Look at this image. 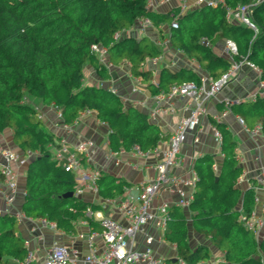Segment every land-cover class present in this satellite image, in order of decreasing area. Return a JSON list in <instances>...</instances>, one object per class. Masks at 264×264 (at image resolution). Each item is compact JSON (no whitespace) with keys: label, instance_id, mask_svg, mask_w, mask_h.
<instances>
[{"label":"trees","instance_id":"trees-1","mask_svg":"<svg viewBox=\"0 0 264 264\" xmlns=\"http://www.w3.org/2000/svg\"><path fill=\"white\" fill-rule=\"evenodd\" d=\"M217 7L202 6L181 15L180 8L159 14L147 8L148 0H0V134L13 130V144L23 152H38L28 166L22 204L24 213L34 219H46L67 234L77 231L75 222L85 219L88 209L101 207L78 198L64 197L75 192V175L53 160L50 133L33 104L54 106L62 111L66 123H74L85 110H92L109 128V147L113 151L154 150L165 137L149 116L102 86L85 84V67L92 66L102 79L109 71L92 53L94 44L109 50L111 62L127 61L131 72L149 83L152 94L168 92L172 86L198 81L199 75L188 69L164 68L157 82L151 71L142 69L147 59L159 57L162 49L147 37L114 35L135 26L138 19L149 18L162 26L179 23L170 42L183 51L213 79H220L231 67L227 57L214 48L222 40L238 47L236 61L247 60L261 70L264 81V0H223ZM254 4L253 20L259 33L230 22L227 7ZM207 39L209 44H203ZM33 101V104L30 102ZM223 109V106H220ZM232 112L248 127L261 125L264 137V96L234 105ZM221 132L222 165L214 169L216 159L198 157L194 168L199 181L189 207L173 206L165 234L166 242L176 245L177 256L166 264H264V234L246 226L255 207V188L238 186L244 167L237 156V142L223 122H213ZM257 186V182L253 181ZM99 196L115 199L132 185L121 177L103 172L98 180ZM194 231L209 243L191 245L190 223ZM95 226V225H94ZM29 249L20 235L14 215L0 217V264L26 259ZM222 256L219 259L216 254Z\"/></svg>","mask_w":264,"mask_h":264},{"label":"built area","instance_id":"built-area-1","mask_svg":"<svg viewBox=\"0 0 264 264\" xmlns=\"http://www.w3.org/2000/svg\"><path fill=\"white\" fill-rule=\"evenodd\" d=\"M180 3L181 15L191 11L192 7L187 3V0H180ZM220 4L225 5L223 0H196L193 4V9L202 6L217 7ZM253 6L254 4L227 7L226 16L230 22L247 26L257 35L259 28L253 20ZM147 8L150 11L154 9V0H148ZM135 26L145 29L152 26V21L147 17H142L138 19ZM171 28H179L177 20L172 22ZM131 30L133 28L116 33L114 35L115 40L119 41L123 37H130ZM202 43L209 44V41L202 39ZM91 51L104 67L108 70L113 69L114 64L110 60L107 47L101 44H94L91 47ZM223 53L228 57L231 67L220 79L215 80L206 75L199 76V82L190 81L177 84L172 86L168 92H162L156 96L155 107L150 108L149 111V115L155 119L164 114H176L175 101L178 99H186L188 103L190 115L180 117L175 130L168 139L149 152H142L138 147H134L131 151L124 149L113 151L110 149L108 152V157L118 160L131 152H134L135 156L141 159H153L154 162L149 164V167L155 171V178L151 181L143 182L137 187L135 194L129 188L125 191V198L106 199L115 207L116 211L120 214V218L104 217L100 212L88 209L87 216L95 221L97 220L100 223L102 231L101 233L94 232L89 236V254L83 259H80L76 250H72L64 244L55 243L48 247L44 264H79L80 261H83V264H166L169 257L156 254L150 247L156 242L162 243L166 241L165 234L170 220V209L173 206L189 209L194 200V191L199 181V176L194 166L187 175H177L174 173V169L179 167L183 161L182 148L188 136L199 130L203 117L207 115V104L218 98L219 94L244 66L255 70L260 77V91L253 98L255 99L257 95L264 96V81L261 79V70L254 63L247 60H235V57L238 55L236 43L232 40H225ZM148 61L157 66L159 58H151ZM110 90L118 95L117 89L112 88ZM133 91H137V89L133 88ZM118 96L124 103V97ZM127 100L130 104L135 103L130 99ZM243 101L245 100L223 99L221 102L223 109L214 118V122H223V119L232 112V107L241 104ZM52 107L56 112L55 127L62 133L59 138H56V144L50 145L53 160L61 165L65 171L75 175L76 185L74 194L76 196L82 195L86 189L99 195L98 180L102 172L99 169L91 170L86 168L92 162L96 149L95 143L84 139L76 144H71L68 140V135L74 133L75 128L82 120L91 118L93 115H97V113L87 109L80 114L74 123L69 124L64 121L62 111L54 106ZM37 110L39 111L38 108ZM40 118L44 120L42 113H40ZM237 119L243 130L252 138L258 137L261 134L262 128L260 124L250 128L243 118L238 116ZM96 121L97 124L107 126L97 116ZM211 128L218 144L221 146L223 139L221 132L214 124L211 125ZM196 141L198 140L196 139ZM37 155L38 152H23L20 149H12L2 137L0 138V199L3 201V205L0 206V217L4 214H11L19 222L31 220L24 213L22 205L19 209L16 204L20 197L22 200L21 204H23L27 194L25 188L22 189L20 187V170L35 159ZM214 169L217 170L218 167L214 165ZM255 180L258 183L256 189L261 190L264 194V172L258 173ZM164 193L176 194L178 199L172 204L170 201L161 199ZM156 199H161V202L155 206ZM255 202H261L260 196L256 195ZM262 206L261 215L253 212L251 218H244L246 226L257 233H260L264 227V201ZM39 222L43 226L57 229L55 223L49 222L46 219H40ZM149 229H152L154 233H150ZM140 235L143 237L141 244L147 245V248L140 247V243L138 242ZM81 237L84 238L85 235L82 234ZM97 237L103 240L104 249L102 252H97L94 246ZM28 244L26 242L27 247ZM16 263L36 264L34 263L33 252L29 250L26 259L16 261ZM179 263L184 264V261L179 260Z\"/></svg>","mask_w":264,"mask_h":264},{"label":"crops","instance_id":"crops-1","mask_svg":"<svg viewBox=\"0 0 264 264\" xmlns=\"http://www.w3.org/2000/svg\"><path fill=\"white\" fill-rule=\"evenodd\" d=\"M195 1L196 0H187V3L190 5V7H192L191 10H193V4ZM180 5V0H154V9L152 11L155 13L164 14L175 8H179ZM132 28L133 30H131L132 32L130 37H135L137 33L139 34L142 32L143 36L139 34L137 35V38H135L141 39L143 37H147L150 41L156 43L162 49V54L158 57L159 63L157 66L153 65L151 61L147 62L149 59H147L142 66L143 70L151 71L153 77L152 82L158 81L161 71L164 68L170 69L172 71L188 69L194 71L199 76H210L206 71L203 70L196 60L188 57L183 51L174 49L171 46L170 36L173 30L171 28V24L163 25L162 31L156 28L153 23L151 27L145 29L137 26ZM224 42L225 40L220 41L214 48L216 49L217 53L220 54V56L227 57L223 53ZM113 64V69L108 70L110 74V79L108 80L100 78L95 69L92 66L87 65L85 67V84L96 86L99 85L106 87L109 90L112 88L117 89L118 95L124 97V104L127 107L134 106L135 108L145 112L149 116L150 121L157 124L163 135L168 139L175 130L180 117L190 115L187 100L178 99L175 101V107L177 108L176 114H164L160 115L156 119L152 118L149 115V111L150 108L155 107V100L158 94H152L148 87L149 83L144 82L141 77H136L132 74L129 62L122 61L120 64ZM253 74L258 76V82L254 81V79L251 82L249 77L246 79L247 75L251 77ZM249 82H251V84H249ZM259 82L260 77L258 73L250 67L244 66L235 76V78L229 83V85L225 87L224 90L219 94L218 98L216 100L210 101L207 104V115L203 117L199 130L195 133H191L183 145V161L179 167L174 169L175 174L187 175L194 166L196 159L206 154H210L215 157V165L218 167L217 170L220 169L223 161V155L211 125L214 122V118L222 111V108H220V106H223L221 102L226 98L243 99L247 101L249 98L259 93ZM133 88H136L137 91H133ZM127 99H130L135 103L130 104ZM40 111L43 112V121L45 126H47V128L50 130V133H52L56 138H59L62 133H60L61 131H58V129L55 127V109L52 106H45L41 104ZM96 116L97 115H93L91 118L82 120L75 128L74 133L68 135V140L71 144H76L80 140L84 139L93 141L96 145V149L93 154L91 164L87 165L86 168L91 170L99 169L102 173L106 172L123 178L132 185L130 191L132 193L134 192L135 194L137 187H139L143 182L151 181L155 178V171L149 167V164L153 163L154 161L151 158H138L135 156L134 152H131L119 160L108 157L107 154L110 151L108 141L109 128L107 126L97 124ZM237 117V115L231 112L226 118L223 119V123H225L232 132L233 137L238 144L236 150L237 156L240 164L244 167V174L240 177L238 186L242 190H246L250 187L255 188L256 195L260 196L261 202H255L253 212L261 215L264 194L261 190L256 189L257 186L253 184V181H256L255 177L258 175V173L264 172V137L259 135L258 137L252 138L243 130ZM196 139L198 141H196ZM16 148L19 149L18 147ZM28 166L29 163L20 170V187L22 189L25 188ZM125 194L126 193H124L122 196H119V198H125ZM78 198L100 206L101 209L95 212H100L104 217H112L115 219L120 218V214L116 211L115 207L108 202V200L94 194L89 189H86V191H84V193ZM161 199L170 201L173 204V202L178 199V196L173 193H164ZM161 199H156L154 205L156 206L158 203H160ZM21 203L22 200L20 197L16 204L19 209L21 208ZM2 205L3 201L0 199V206ZM184 211L187 217L190 219L192 214L190 210L184 209ZM30 218L31 220L19 222V229L20 235L26 242L29 243L28 249L33 252L34 263L36 264H44L48 247L55 243L64 244L70 247L72 250H76L80 256V259H83L89 254V236L94 232L101 233L102 231L100 223L88 216L85 219L75 222L77 231L72 234H67L49 226H43L39 222L40 219H34L32 217ZM189 224L190 233L193 236H197L200 239L205 240L199 243H209L203 236H200L194 231L191 226V222ZM262 230L264 234V227ZM149 231L150 233H154L152 229H149ZM82 234L85 235L84 238L81 237ZM142 241L143 237L140 235L138 239L140 247L147 248V245L143 243L141 244ZM94 246L96 247L97 252H102L104 249L103 240L100 237H97L95 239ZM150 248H152L158 255L167 256L169 258H175L177 256L175 245L166 241L162 243L156 242ZM216 256H218L219 259L222 258L220 253L216 254ZM13 263L17 264L16 261H13ZM79 264H83V261H80Z\"/></svg>","mask_w":264,"mask_h":264},{"label":"rangeland","instance_id":"rangeland-1","mask_svg":"<svg viewBox=\"0 0 264 264\" xmlns=\"http://www.w3.org/2000/svg\"><path fill=\"white\" fill-rule=\"evenodd\" d=\"M136 27V26H135ZM134 27V28H135ZM138 27V26H137ZM144 29V28H143ZM144 31V30H143ZM141 36H143V33L142 32H140L139 33ZM138 33H137V35H139ZM137 35H135V37L137 38ZM247 77H249V80L251 79V82H252V80L254 79V81H256V82H258V76H256V74H253V75H251V77L250 76H246V79H247ZM248 80V81H249ZM251 82H249V84H251ZM92 84V83H91ZM99 86V85H98ZM257 86H258V84H257ZM256 86V87H257ZM104 88H106V87H104ZM258 88V87H257ZM254 98L253 97H251V98H249L248 100H253ZM32 104H33V101H30ZM35 107H36V109L38 108L39 109V111H40V104L38 105V103H36V104H33ZM40 113H42L43 114V112L42 111H40ZM45 124V123H44ZM46 129L50 132V130L47 128V126H46ZM13 134H14V132H13V130H10V129H8V130H6L4 133H2L0 136L6 141V144H8V146H10L12 149H17L16 148V146L13 144ZM190 218H191V216H190ZM191 234V233H190ZM190 238H191V243H192V245L194 246V245H197L199 242H202V241H205V240H203V239H200L199 237H197V236H193L192 234L190 235Z\"/></svg>","mask_w":264,"mask_h":264},{"label":"water","instance_id":"water-1","mask_svg":"<svg viewBox=\"0 0 264 264\" xmlns=\"http://www.w3.org/2000/svg\"><path fill=\"white\" fill-rule=\"evenodd\" d=\"M72 196H74V192H70V193L64 195V197H72Z\"/></svg>","mask_w":264,"mask_h":264}]
</instances>
